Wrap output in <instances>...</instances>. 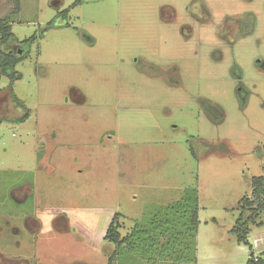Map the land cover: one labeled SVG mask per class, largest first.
Returning a JSON list of instances; mask_svg holds the SVG:
<instances>
[{
  "label": "rangeland",
  "instance_id": "374dc122",
  "mask_svg": "<svg viewBox=\"0 0 264 264\" xmlns=\"http://www.w3.org/2000/svg\"><path fill=\"white\" fill-rule=\"evenodd\" d=\"M4 17L0 212L31 210L35 253L56 254L60 218L58 257L102 264L115 215L126 236L195 190L199 254L246 264L230 231L264 175V0H0Z\"/></svg>",
  "mask_w": 264,
  "mask_h": 264
},
{
  "label": "trees",
  "instance_id": "16d2710c",
  "mask_svg": "<svg viewBox=\"0 0 264 264\" xmlns=\"http://www.w3.org/2000/svg\"><path fill=\"white\" fill-rule=\"evenodd\" d=\"M68 10L61 13L67 18ZM8 18L0 19V43L6 44L11 38ZM15 59L11 52H0V69L14 67ZM15 80V77H11ZM27 118L23 114L20 120ZM239 216L230 233L239 245L248 246L249 258L246 264H264V254L253 256L247 241L250 226H263L264 221V175L252 178L250 196L243 197L238 203ZM198 198L195 190H188L181 200L168 207L158 217L150 218L142 226H134L129 234L120 236V215H115L105 233V241L115 246L107 264H114L123 252L140 256L145 264H197L196 235L199 226Z\"/></svg>",
  "mask_w": 264,
  "mask_h": 264
},
{
  "label": "crops",
  "instance_id": "0c3cea01",
  "mask_svg": "<svg viewBox=\"0 0 264 264\" xmlns=\"http://www.w3.org/2000/svg\"><path fill=\"white\" fill-rule=\"evenodd\" d=\"M58 219L59 221L57 220V223L56 222L51 223L53 235L61 238L59 240V243L56 242V244L53 246L54 253H56L57 255L55 254L52 256V255H47V253L41 255L35 253V247L33 245L35 242L36 235L40 231V224L38 220L34 216H32L31 210L29 209L28 211L21 210L20 212H16V213L9 211L0 212V253L11 256L25 257L26 260L28 261V264H89L87 262H80V261L72 262L70 259L58 257L61 248L60 241H62L64 245H69L71 247L72 245H76V240H74V243H72L70 240L67 239L66 234L68 233V231L66 229V226L62 223V220L60 218ZM52 221H55V218ZM24 222L27 223L25 227L23 225ZM199 229H200V223L198 226V231ZM120 230L121 228L119 229V232ZM195 243H196L195 257L197 264H222L218 260H222L223 262L226 263V260L230 259L231 256L230 253L228 255L227 253L224 252H222L221 254L219 252L220 256L214 253L212 254L211 257L205 258V253L209 252V250L204 249L202 256L199 254L197 235H196ZM114 251H115V246L114 248H109V249L105 248L104 257L106 258V262L104 260L102 264L108 263V259ZM46 256L53 258L48 259ZM140 259H141L140 256L123 252L122 254L117 256V259L115 260L114 264H141L143 262L145 264V261Z\"/></svg>",
  "mask_w": 264,
  "mask_h": 264
},
{
  "label": "flooded vegetation",
  "instance_id": "af4514ba",
  "mask_svg": "<svg viewBox=\"0 0 264 264\" xmlns=\"http://www.w3.org/2000/svg\"><path fill=\"white\" fill-rule=\"evenodd\" d=\"M23 225L25 227L27 223L24 222ZM0 264H28V261L22 256H11L0 253Z\"/></svg>",
  "mask_w": 264,
  "mask_h": 264
},
{
  "label": "built area",
  "instance_id": "2783aa9c",
  "mask_svg": "<svg viewBox=\"0 0 264 264\" xmlns=\"http://www.w3.org/2000/svg\"><path fill=\"white\" fill-rule=\"evenodd\" d=\"M263 245H264V235L254 239L252 242V247H258Z\"/></svg>",
  "mask_w": 264,
  "mask_h": 264
}]
</instances>
